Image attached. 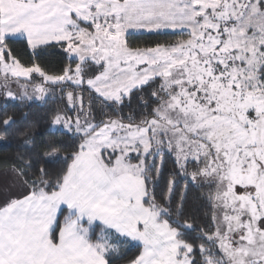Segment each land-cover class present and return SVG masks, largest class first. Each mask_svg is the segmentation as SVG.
<instances>
[{
  "label": "snow or ice",
  "instance_id": "1",
  "mask_svg": "<svg viewBox=\"0 0 264 264\" xmlns=\"http://www.w3.org/2000/svg\"><path fill=\"white\" fill-rule=\"evenodd\" d=\"M0 100V264H264V0H0Z\"/></svg>",
  "mask_w": 264,
  "mask_h": 264
},
{
  "label": "trees",
  "instance_id": "2",
  "mask_svg": "<svg viewBox=\"0 0 264 264\" xmlns=\"http://www.w3.org/2000/svg\"><path fill=\"white\" fill-rule=\"evenodd\" d=\"M145 39H147V37ZM14 48L16 50V55L22 60V62L27 64L29 62V54L31 50L25 48L23 43H18L14 45ZM36 62L43 64L45 67L58 66L59 63L61 62L59 49L52 50L51 55L46 56L42 60H37ZM63 62L66 63L67 61L64 60ZM4 106H5V102L3 100H0V110H2ZM7 111L9 114L14 115L17 120L21 119L22 114L24 112H28L29 113L28 119L30 121L35 120L39 124V127L36 129L37 132L42 131L43 128L46 126L45 112L47 111V108L39 107L36 104H34L31 108H28L25 107L24 104L20 102L12 101V102H8ZM22 139H23L22 137H18L15 142L19 143L21 142ZM13 151H14L13 146L11 145L6 146L3 141H0V157L4 155H10L13 153ZM166 166L169 168L172 166L170 160L167 162ZM190 195L194 197L195 193H191Z\"/></svg>",
  "mask_w": 264,
  "mask_h": 264
},
{
  "label": "rangeland",
  "instance_id": "3",
  "mask_svg": "<svg viewBox=\"0 0 264 264\" xmlns=\"http://www.w3.org/2000/svg\"><path fill=\"white\" fill-rule=\"evenodd\" d=\"M14 90H18V89H16V88L14 87Z\"/></svg>",
  "mask_w": 264,
  "mask_h": 264
}]
</instances>
